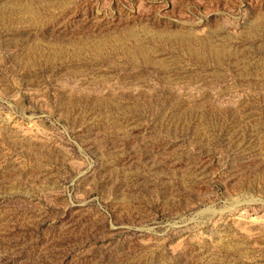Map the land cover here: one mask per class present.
<instances>
[{
	"label": "rangeland",
	"instance_id": "1",
	"mask_svg": "<svg viewBox=\"0 0 264 264\" xmlns=\"http://www.w3.org/2000/svg\"><path fill=\"white\" fill-rule=\"evenodd\" d=\"M0 264H264V0H0Z\"/></svg>",
	"mask_w": 264,
	"mask_h": 264
}]
</instances>
